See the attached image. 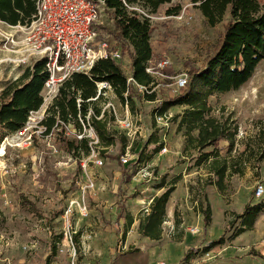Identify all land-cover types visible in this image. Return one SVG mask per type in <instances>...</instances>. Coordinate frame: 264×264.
I'll list each match as a JSON object with an SVG mask.
<instances>
[{"label": "rangeland", "instance_id": "374dc122", "mask_svg": "<svg viewBox=\"0 0 264 264\" xmlns=\"http://www.w3.org/2000/svg\"><path fill=\"white\" fill-rule=\"evenodd\" d=\"M177 6L181 8L177 15H167V9ZM100 8L96 25L111 27L104 9ZM144 14L151 26L152 61L164 60L169 64L165 78L154 88V101L141 98L137 92L133 110L128 103L130 111L139 112L143 120L142 132L136 135L129 150L130 165L120 162L123 152L118 140L123 132L116 124L109 126L115 137L114 145L107 149L99 145L96 149L103 166L94 167L87 162L85 169L81 161L86 157H74L66 150L64 138L75 140L72 134L66 135V128L58 127L51 134H42L38 122L47 109L45 105L29 115L21 130L8 133L0 128V137L3 136L0 140V264H112L115 256L134 248L143 253L144 264H186L183 259L187 253L188 264H264V252L259 244L264 239V207L252 230L231 238L240 228L235 216L242 214L246 205L264 206V196L257 199L254 194L258 185L264 188V163L250 154L252 148L256 149L257 133L264 122V60L239 90L216 94L208 101L214 117H230L238 127L231 152L227 154L228 144L220 142V155L232 161H246L244 174L228 176L223 191L219 192L207 164L197 165L199 153L191 148L183 150L185 130L178 129L177 123L171 121L183 112V107L170 108L159 121L154 116L162 102L174 95V79L188 73L185 64L202 67L217 45L223 23L210 26L191 0H170L155 14L145 11ZM0 29H4L1 23ZM101 34L107 38L105 33ZM13 57L0 48V92L27 67L10 62L9 58ZM117 64L125 76L130 74L127 56ZM111 100L118 113H122L118 97L115 95ZM74 126L67 124L72 132ZM163 146L167 151L160 153ZM123 167L130 175L129 181L122 180ZM178 175L181 179L167 207L173 206L172 221L177 220L179 225L164 223L158 242L134 231L124 244L118 214L122 208L126 211V203L133 214L140 209L136 202L140 198L131 197H136L135 190L149 187L144 195L148 197L144 201L148 208L150 197L165 189H157L162 178L166 176L164 183L168 186ZM90 183L93 187L83 192L82 188ZM70 201H83L88 215L82 217L73 211L70 223L64 224V212ZM200 204L203 208L210 207L209 225H205ZM138 217L139 212L135 219ZM190 228H197L198 233L191 234ZM221 239L222 243L203 254L204 247Z\"/></svg>", "mask_w": 264, "mask_h": 264}, {"label": "trees", "instance_id": "16d2710c", "mask_svg": "<svg viewBox=\"0 0 264 264\" xmlns=\"http://www.w3.org/2000/svg\"><path fill=\"white\" fill-rule=\"evenodd\" d=\"M94 3L102 2V8L111 22V27L94 24L100 30L97 40L103 38L105 33L111 48L127 56L130 66V75L138 85L147 87L152 84V78L145 72L147 63L153 58L150 44L151 26L144 15L139 14L131 7H137L147 14H155L157 10L170 0H92ZM192 6L197 9L210 26L223 23L217 45L208 55L202 67L185 64L187 85L184 90L165 99L157 108L158 115L165 114L175 106L183 107V112L176 115L171 121L177 123L178 129L184 128L186 145L184 151L191 148L199 153L197 165L206 163L209 172L216 178L213 183L219 192L223 191V183L228 176H242L246 169L245 160L232 161L230 157L220 155L218 145L226 142L229 154L234 146L238 127L230 117L216 118L212 115L213 109L209 99L216 94H225L237 91L244 86L254 75L258 65L264 60V0H191ZM180 7L167 9V15H177ZM35 13V0H0V22L16 26L28 23ZM104 31V32H102ZM165 69L163 70L164 73ZM48 79L45 60L35 62L31 67L24 69L23 73L14 81L8 83L0 92V128L8 133L21 130L29 118L30 113L38 111L43 105V88ZM96 82L110 84L114 94L121 103L128 101L131 110L134 109L133 99L137 94L134 86L127 84L126 76L114 60H98L88 75L73 74L69 80L59 88L58 96L53 104L46 110L45 117L39 126L43 128L42 134L48 135L55 129H65L67 124H76L78 129L80 118L85 121L88 109L91 107L96 116L100 113L98 102L87 101L96 94ZM127 92L126 98L124 94ZM147 101L156 99L155 92L139 95ZM80 99L79 109L76 100ZM98 139L99 145L107 149L114 145L115 137L106 127V121L90 117ZM3 136L0 137V140ZM121 153L125 151L127 140L122 134L119 137ZM65 147L74 157H87L89 154L88 140H67ZM249 145V151H250ZM206 149H210L206 151ZM250 154L257 156L258 162L264 163V122L260 123L257 133L256 149L252 148ZM130 165V164H128ZM126 165V166H128ZM123 182L130 180V175L124 167L121 169ZM162 178L157 189H164L162 193L154 196L146 210H141L138 217V234L151 241H160L163 234V224L166 222V207L170 196L176 189L181 176H175L168 186ZM166 186V187H165ZM134 198V196H131ZM262 203L248 204L242 214L235 216L240 221V228L231 236L236 238L245 231L252 230L257 216L263 209ZM200 213L205 225L211 222L209 205L203 208L200 204ZM123 208L118 218L123 217ZM125 224L121 233L124 240L134 217L125 214ZM234 220V221H235ZM234 223V222H232ZM179 222L174 221V226ZM220 242H213L204 247L203 254H207ZM120 253V251H117ZM121 258V259H120ZM189 253L183 259L188 264ZM144 264L143 253L138 249H130L113 258L112 264Z\"/></svg>", "mask_w": 264, "mask_h": 264}, {"label": "built area", "instance_id": "2783aa9c", "mask_svg": "<svg viewBox=\"0 0 264 264\" xmlns=\"http://www.w3.org/2000/svg\"><path fill=\"white\" fill-rule=\"evenodd\" d=\"M102 2L94 3L92 0H35V13L31 20L24 25L11 26L0 22L4 29H0V48L14 56L9 58L12 63L18 66L31 67L39 60H45V67L48 72V79L43 88V105L50 107L58 96L59 88L64 82L69 80L73 74L88 75L93 65L98 60H122V55L117 49H113L106 38L98 41V32L94 24L98 23ZM139 14L144 12L131 7ZM30 62H34L29 65ZM169 62L161 60L154 63L150 60L145 68V72L152 78L151 85L144 87L134 82L131 75L126 76L127 84L135 87L139 94H151L154 88L159 85L158 81L165 78L163 70L168 67ZM26 67V68H27ZM187 85V74L182 73L173 82V93L177 94L185 89ZM96 94L94 98L87 101L100 102V113L98 116L88 109L85 121L78 115L79 126L72 132L65 126L66 135L72 134L76 141L88 140L89 154L81 161L83 169L87 162H91L94 167L103 166V162L97 152L99 139L90 117L96 120L106 121V127L116 124L122 130L127 140L125 151L120 157L122 165H128L131 157L130 148L137 134L142 132V116L139 112H131L128 101L120 105L121 112L118 113L111 97L115 96L113 89L107 82H96ZM127 92L124 94L126 98ZM79 109L80 99L76 100ZM42 105V106H43ZM46 109V110H47ZM39 111V110H38ZM37 112V111H36ZM46 113V111L44 110ZM40 119H44V113ZM34 113V112H32ZM30 113V115L32 114ZM163 115L155 114L154 119L161 120ZM40 120L39 122H41ZM38 122V125H39ZM167 148L163 146L160 153H165ZM93 185L87 184L82 190L91 189ZM257 199L264 196V188L258 185L254 192ZM76 209V210H75ZM146 210V209H145ZM76 212L82 217L88 215L87 208L83 201H70L64 212V224H69V216ZM191 234L198 233L197 228L188 230ZM70 234V233H67ZM72 241V236L70 235ZM260 246L264 252V239L260 241ZM163 264V263H158Z\"/></svg>", "mask_w": 264, "mask_h": 264}, {"label": "crops", "instance_id": "0c3cea01", "mask_svg": "<svg viewBox=\"0 0 264 264\" xmlns=\"http://www.w3.org/2000/svg\"><path fill=\"white\" fill-rule=\"evenodd\" d=\"M186 165V164H185ZM185 170H186V167H185V169H183L182 170V172L181 173H183V172H185ZM148 188L149 187H145V190H135V193H136V197H134V199H136V198H140V200H137L136 202L140 205V209H138L136 212H135V214H133L131 211H130V209H129V207H128V205H124V207L126 208V211L123 213L124 215L125 214H130L131 216H133L134 217V222H133V224L131 225V227H130V229H129V231H128V233L126 234V237H125V239H124V241H123V243L125 244V243H127L128 242V238H129V235H130V233H132V232H134V231H137V228H138V221H137V219H135V216H136V214L138 213V212H140L141 210H145V209H147V207L144 205V201H146V199L148 198V197H146V196H144L145 195V193L147 192V190H148ZM176 190V189H175ZM175 192V191H174ZM173 192V193H174ZM139 193V194H138ZM172 193V194H173ZM156 195H159V191H156L151 197H150V199H149V201H148V203H147V205H149V203H150V201H151V199L154 197V196H156ZM172 196V195H171ZM142 198V199H141ZM171 198V197H170ZM168 204V203H167ZM172 208H173V206L171 207V209H170V207H166V216H167V219H166V224H174V221H172V214H173V210H172ZM118 222H119V224H121L122 225V227L124 226V224H125V218H124V216L123 217H121V218H119V220H118ZM182 225L183 224H181V227H182ZM138 232V231H137ZM141 251V250H140Z\"/></svg>", "mask_w": 264, "mask_h": 264}]
</instances>
